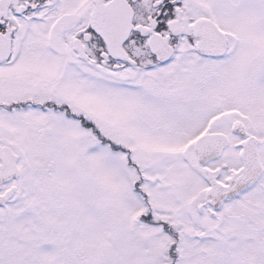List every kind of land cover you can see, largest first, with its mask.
I'll return each mask as SVG.
<instances>
[{
  "label": "rangeland",
  "instance_id": "obj_1",
  "mask_svg": "<svg viewBox=\"0 0 264 264\" xmlns=\"http://www.w3.org/2000/svg\"><path fill=\"white\" fill-rule=\"evenodd\" d=\"M238 3L224 18L239 39L225 64L226 93L193 96L197 105L179 115L194 133L218 113L221 98L264 131V0ZM73 69L62 78L49 60L31 58L0 68V146L18 155L21 171L15 197L0 209V264H264L260 187L253 206L228 207L214 220L198 216L189 201L202 187L199 173L191 159L162 157L184 143L173 141L178 130L137 89L139 78L113 85L104 70L93 77ZM26 99L65 109H6ZM156 113L166 128L146 127ZM170 180L178 185L172 191ZM140 189L151 193L148 203Z\"/></svg>",
  "mask_w": 264,
  "mask_h": 264
},
{
  "label": "flooded vegetation",
  "instance_id": "obj_2",
  "mask_svg": "<svg viewBox=\"0 0 264 264\" xmlns=\"http://www.w3.org/2000/svg\"><path fill=\"white\" fill-rule=\"evenodd\" d=\"M110 4L116 5L108 11L109 22L114 18L117 24V32L112 28L114 37L121 34V26L132 11V26L121 42V50L108 48L96 30L102 22L100 13L105 14L106 6ZM238 5V0H0V53L3 54L0 68L7 69L20 59L31 58L34 62L49 60L56 66L55 73L62 78L71 68H74V75L93 77L98 69L104 70L113 85L129 84L139 78L137 89L147 97L153 96L151 99L156 102L158 112L169 116L170 128L178 130L173 141L184 143L179 148L166 150L162 157L191 159L202 187L194 192L189 206L196 209L198 216L214 220L223 212L226 216L228 207H243L245 202L253 206V193L260 194L255 191L258 187L264 193V131L257 128L253 117L245 114L249 118L247 122L240 106L225 103L221 98L218 113L208 117L198 132L194 133L192 125L179 120L183 108L197 105L191 103L193 96L205 97L210 93L224 96L226 93L225 64L237 51L239 39L227 28L224 18ZM150 78L156 84L147 86L146 81ZM163 83L168 87H159ZM3 105L0 103V109ZM8 105L6 109L10 111L30 105L41 106L43 110L65 109L63 106L58 109L57 104L48 101L32 103L29 99ZM173 111H177L176 122V117L171 115ZM69 114L67 117L71 118L72 114ZM225 116L230 117L227 122ZM154 117L156 119L146 122V127L152 130L166 128L159 114ZM184 131L187 136L182 134ZM184 136L186 140L180 139ZM204 136H210L202 141L205 142L204 153L218 154L201 163L195 144ZM249 142L257 143L262 174L254 183L241 188L238 182L246 174L242 151ZM157 154L160 153L151 157L159 159ZM146 166L145 163L144 169L138 172L141 175L139 185L143 187L148 183ZM16 180L0 184V196L15 187L13 182ZM159 181L153 177L150 182ZM166 184L170 191L176 187L173 180ZM16 192L17 189L0 209L9 206ZM140 192L148 203L151 193L141 189Z\"/></svg>",
  "mask_w": 264,
  "mask_h": 264
},
{
  "label": "water",
  "instance_id": "obj_3",
  "mask_svg": "<svg viewBox=\"0 0 264 264\" xmlns=\"http://www.w3.org/2000/svg\"><path fill=\"white\" fill-rule=\"evenodd\" d=\"M116 5L110 4V6H106L107 9H105V14L100 13V17L102 18V22H99L98 27H96L97 32L100 34V36L105 40V43L108 48L114 47L116 49L121 50L122 41L128 36L129 31L131 29V18H132V11L129 12V18L124 20L122 24L123 30L121 31V34L117 37L112 36V28L113 31L117 32L116 27V21L111 20L109 22V10L110 8H114ZM108 18V19H107ZM109 24V26H108ZM116 42V43H109V42ZM3 54L0 53V57H2ZM210 136H204L201 137L198 142L195 144V150L198 155V160L201 163H204L208 159L214 158L217 156L211 155L210 153L205 154L203 147L204 143L202 142L205 139H208ZM242 158L245 165V177L243 180L238 182L239 187H247L252 182L254 183L262 174V168L259 161L258 151H257V143L253 142V145L249 142L245 144V147L242 151ZM21 171L18 167V155L13 152V150L8 146H0V184L9 182L11 180H16L20 177ZM16 188L13 187L9 191L6 192L5 195L0 196V206L5 205V203L13 196Z\"/></svg>",
  "mask_w": 264,
  "mask_h": 264
},
{
  "label": "trees",
  "instance_id": "obj_4",
  "mask_svg": "<svg viewBox=\"0 0 264 264\" xmlns=\"http://www.w3.org/2000/svg\"><path fill=\"white\" fill-rule=\"evenodd\" d=\"M127 153H129V151H127ZM129 155V154H128Z\"/></svg>",
  "mask_w": 264,
  "mask_h": 264
}]
</instances>
